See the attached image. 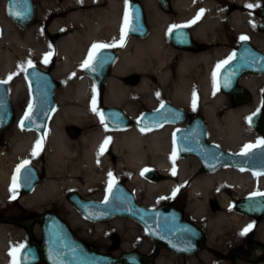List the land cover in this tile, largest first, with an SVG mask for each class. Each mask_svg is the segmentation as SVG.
Returning <instances> with one entry per match:
<instances>
[{
	"label": "bare ground",
	"instance_id": "bare-ground-1",
	"mask_svg": "<svg viewBox=\"0 0 264 264\" xmlns=\"http://www.w3.org/2000/svg\"><path fill=\"white\" fill-rule=\"evenodd\" d=\"M40 1L44 8V15L56 11V15L59 16L52 23L51 31L62 25L66 27L79 25L81 32L77 36L72 34L66 36L54 46L42 38L37 29L29 30L25 34L16 32L4 19L0 7V80L10 82L12 102L18 103L21 92V83L14 81L12 76L14 69L23 62H42L44 57L51 53L49 56L54 55L58 60L57 69L53 74L64 81L66 98H71L75 103L63 110L62 117L57 115L53 118V123L49 126L38 155H32L37 140H41L38 136L32 133L22 135L18 133L17 139L10 140V147L15 158L36 162L45 154L49 167L48 174L68 177L58 184L48 182L37 190L35 188L33 199L44 200L60 196L68 188L84 196L90 189L99 188L100 182L108 178L111 155L118 158L117 163L120 169L126 168L131 172V182L128 186L135 195H139L141 190L150 197L154 194L171 195L174 190H177L178 194L186 193L188 200L195 203L196 212L208 213L215 202L225 209L233 199L251 191L252 185L249 178L238 170L220 167L213 172L202 173L197 168L198 164L189 166L188 157L177 154L173 157L175 147L169 134L172 129L169 125L151 132L138 131L134 127L119 131L108 130L98 119V115L92 111L93 83L85 75L80 74V67L87 59L93 44L107 45L116 40H119L118 43L121 44L120 0H105L107 3L105 8L91 11L80 10L65 18L60 17V10L76 3L91 4L100 0ZM154 1L143 0L151 22L147 37L123 41L124 46L122 50H119L118 61L107 79L104 90V104L120 107L130 117L136 113L138 102H144L152 107L155 106L158 98L165 97L178 107H184L188 112L189 105L193 103V94L197 98V89L189 76L188 67L193 63L189 57H181L176 77L166 68L167 62L169 63L173 56L166 42V23L169 22V16L160 13ZM190 1L192 0H173L180 20L191 11L188 10ZM233 1L243 6L254 3V0ZM213 10L214 7H204L198 11L197 15L201 11L207 13ZM231 18V23L237 30L245 28L250 22L249 15L239 11ZM209 35L205 34V36ZM211 36L214 35L211 34ZM262 40L264 41V35ZM129 46L133 49L130 53L126 50ZM129 66L141 67L136 86L126 85L121 80L129 74L127 70ZM194 73L197 74L198 71L195 70ZM202 79L199 80L198 89L203 98L212 96L211 104L205 107L203 115L208 122L210 133L215 138V143L227 152H241L245 145L253 142L248 141L247 138L248 133H254L248 125V118L260 106L264 107V101H261L264 76H245L241 79L240 85L248 92L251 99L237 106H233L231 96L216 90L213 78L210 80L208 73ZM220 109L222 114L218 117L217 110ZM60 118L62 121L79 124L89 123L95 119L97 127L84 132L77 142H71L59 131ZM106 139L108 144L101 154L100 148ZM4 155L0 153V194L6 189L9 179L4 167ZM145 167H151L158 173L166 175L167 180H165L166 176L157 182L143 179L141 172ZM147 203L148 201L145 202ZM18 236L9 226L0 224V264H8L10 243L14 242ZM9 252L12 250L10 249Z\"/></svg>",
	"mask_w": 264,
	"mask_h": 264
},
{
	"label": "water",
	"instance_id": "water-1",
	"mask_svg": "<svg viewBox=\"0 0 264 264\" xmlns=\"http://www.w3.org/2000/svg\"><path fill=\"white\" fill-rule=\"evenodd\" d=\"M160 8L168 11V1L160 0ZM16 13V15H13ZM128 24L126 36L143 38L148 34L144 8L139 1H131L127 7ZM6 15L20 30H26L36 21V5L34 0H6ZM183 27L175 28L170 34L176 40ZM1 35V29H0ZM251 54L259 57V65H245L239 68L240 51L220 71L217 77L219 90L235 97V105L249 101V94L239 88L240 76L253 73H264V55L249 46ZM116 54L102 48L96 53L92 69L84 68L83 72L90 77L99 92L103 90ZM25 78L30 91L32 110L30 119L24 120L25 112L20 119V127L44 135L48 122L55 110V93L57 81L51 72L39 67H28ZM100 113L104 117V125L110 130L125 129L130 126V118L116 106L103 107ZM186 118V112L170 102H163L155 110H146L135 125L141 130H156L162 125H180ZM14 121V109L10 101L7 84L0 83V135ZM23 121V124L21 122ZM198 129H180L174 133L176 152L180 156L193 155L199 159L201 172H212L222 166L247 168L255 173L264 172V145L252 148L247 155L230 153L216 144L206 142V129L202 119H197ZM249 123L260 134L264 132V109L260 108L249 118ZM200 129V130H199ZM143 176L146 180L157 182L164 175L154 169H147ZM17 187L22 194H31L41 182L38 169L31 164L16 173ZM107 202L93 201L81 197L76 192L67 195V201L86 220L93 223H107L120 217L139 223L149 239L158 248H167L176 253L189 255L195 253L203 241L202 232L192 223L183 219L182 211L170 205L157 208H146L136 202L132 191L123 183L115 182L111 192H107ZM105 197V198H106ZM264 200L250 197L238 203V208L247 214L259 213ZM258 209V210H257ZM41 231V243H26L20 249L17 259L19 264H153L152 256L138 251H125L117 256L96 252L87 247L70 229L69 225L55 212H44L37 218Z\"/></svg>",
	"mask_w": 264,
	"mask_h": 264
},
{
	"label": "rangeland",
	"instance_id": "rangeland-1",
	"mask_svg": "<svg viewBox=\"0 0 264 264\" xmlns=\"http://www.w3.org/2000/svg\"><path fill=\"white\" fill-rule=\"evenodd\" d=\"M130 1H133V0H120V3H119V14L120 15L119 16L121 17V24H122V17L125 12L126 6ZM138 1H140L144 6L143 8L145 11V19L148 23L149 28H151V22L149 21V18H150L149 12L147 10L146 3L143 2V0H138ZM34 2L37 8V20L33 26H31L30 28L26 30L17 29L16 26L7 17L6 0H0L1 14L4 16V19H6L12 25L13 29L16 32L20 34H25L29 30L37 29L40 32V36L44 38L46 41L50 42L54 46H56L57 43L63 38H65L66 36H69L71 34L75 36L80 35L81 28L79 27V25H75L71 27H66L62 25L61 27L51 31L50 28H51L52 23L55 20H57L56 17L59 18L58 14L56 15L57 12L51 11L44 15L43 13L44 8L42 6L41 1L34 0ZM154 3H155V7L159 10L160 13L166 14L159 8L158 0H155ZM106 5L107 3H105V0H100L99 2H95L91 4L76 3V4H73L72 6H68L64 8L63 10H60L59 13H60V17L65 18L69 14L78 12L80 10L91 11V10H95L98 8L100 9L105 8ZM178 14L179 13L176 10L175 14H172V15L174 16V18H177ZM173 22L174 21H170L166 23L167 24L166 25V35H167L168 27ZM173 60H175V58L171 57V59L169 60V63L167 62L166 68L172 72L174 77H176L178 68L176 69L174 67V64L170 63V62H173ZM31 63L32 65L37 66L43 70L54 73L57 69L58 60L55 58L54 55H52V56H49L47 63H44L43 61L42 62H31ZM135 67L136 66H130L129 68L130 70L134 71V69L132 68H135ZM22 68L23 69L28 68V62L27 63L23 62L22 64H19L18 67L14 69L12 73L14 81L21 83V89H20L21 92H20L19 101L18 103L12 102V105L16 113V120L6 130V132L2 134L0 138V153L5 154L3 156V159L5 161L4 167H5V170H7L8 175H9L8 182L6 183V189H4L3 193L0 194V224L9 226L11 230H13L14 233L19 235L14 240V242L10 243V246H11L10 249L13 251V249L16 248L18 245H24L25 243H29V242H36L39 244L41 242L40 226L37 221H32V219L34 217H37L38 215H41L42 213L46 211H53L57 213L69 225L73 233L92 250L105 253L108 255H112V256H117L125 251H138L143 254L150 255L152 253V242L148 238L147 234L145 233L143 227L140 224L130 219H126V218H115L107 223H103V225L100 223H92V222L87 221L67 201L68 193L76 192L79 194L78 191L73 190L72 188H68L60 196H56V197H52V198H48L44 200L33 199L32 198L33 193L30 195H21L18 189L16 188L15 197L13 198V193L10 191V188L12 187V178L13 176H15L17 167L21 165L23 161L25 160L22 158H15L14 154L12 153L11 147H10V140L17 139L16 134L18 133L19 135L32 133L35 136H38V138L42 139V143H43L47 136V134L45 136H42L36 132L22 129L19 125V120L22 117L23 113L25 112L28 106V103L30 101V92H29L27 81L25 79V70H21ZM82 68L83 67L81 66L80 74L85 75L82 71ZM135 70H137L136 74L140 78L139 73H141L140 72L141 68L140 69L135 68ZM189 72H190L189 76L192 78L193 86L197 89V98L195 102V108H193V103L192 105H189L188 113L198 112L200 114H204L205 107L211 104L212 96L204 99L201 91L198 89V86L200 85L199 80L202 79V77H205L207 73L204 71L203 72L198 71V73L196 74L194 73V71H191V70ZM136 74H130V75L134 76ZM208 76L210 80L213 78V74L211 73L208 74ZM86 77L92 82V80L88 76ZM56 79L58 80L59 87L55 95L56 108L52 116V119L50 121V124L53 123V118L55 116L58 115L62 117L61 114L67 106L75 104L71 98L70 99L66 98L67 96L64 91V86H65L64 81L59 77H56ZM2 81H7V84L11 88V84L8 80H2ZM136 84L137 83H134L130 86H136ZM215 86H216V83H215ZM93 87H94V84H93ZM216 90L220 92L217 87H216ZM104 95H105L104 90H103V93L99 95L95 89V97H96L95 107L98 113H100V110L103 107L112 106V105L104 104L103 102ZM164 101H168L174 104L171 100L165 97L158 98V100H156L154 104L155 106H152V107L147 106V104L144 102H140V103L138 102V105L136 106V113L134 114V116H131L130 118L132 119V121H135L137 116H139L143 111L148 110V109H155ZM179 107L186 110L182 106H179ZM97 112L95 113L97 114ZM217 114H218V117H220L222 114V110L221 109L217 110ZM98 119L100 120L99 115H98ZM96 127H97V122L95 121V119H92L89 123L79 124V123H75L71 121H62V119L60 118V123H59L60 133H62L66 137V139L70 140L71 142H77L84 132L93 130ZM169 134L171 135V138L173 141L174 130L171 129ZM247 138H248V141H253L251 142V145H255L257 144V141L262 140L263 136L255 132L254 133L250 132L248 133ZM209 139L211 142L215 143V140H214L215 138L212 136V134ZM44 150L45 148L43 146V151ZM188 158H189L188 159L189 166L192 167L194 164L196 165L198 164L197 159L195 160V158H193L192 156H188ZM117 161H118V158L116 156L111 155L110 157L111 167L108 170V174L111 172L113 182L121 181V182H125V184L128 185V183L131 182V172L127 170L126 168L120 169L118 167ZM29 164L36 167L40 175L42 176V182L39 185H37L36 190L48 182H54L58 184L59 182L68 179L66 175L50 176L48 174L49 167H48V162H47V155L45 154L40 156V158L36 162L29 161ZM147 168L149 167H145L142 170L141 175L143 171ZM197 168L199 170V164L197 165ZM165 180H167V176L165 177ZM100 183L101 184L99 188L90 189L87 192V194L84 196L80 194L79 195L88 200L102 201L105 198L107 191H108L109 175L107 179L102 180ZM130 190L132 189L130 188ZM178 193L179 192H176V195L174 197L172 194L171 195L154 194L153 196L150 197L144 190H141L139 192V195H135V194L134 195L136 197V201L140 205L146 208H156L161 205L169 204L171 202H175L177 204L178 203L184 204V206L186 207L185 214H186V217H188L189 219L191 218L198 219L202 215H211L213 209L216 206L215 205L216 202L215 203L213 202L214 204L210 208L211 211L208 210V213L207 212H196L195 203L193 201L188 200L186 193H183V194H178ZM162 197L163 199H161ZM235 200L236 199H233L232 201H235ZM146 201H148L147 204H145ZM68 206H70L71 208H69ZM219 208L223 210V207L220 206ZM10 219L19 222V225L10 223L9 222ZM98 226L100 227L98 228ZM9 250H8L7 263L13 264V255H14L16 258L17 264H19L17 260V254L19 251L14 252L13 255H9L10 253Z\"/></svg>",
	"mask_w": 264,
	"mask_h": 264
},
{
	"label": "flooded vegetation",
	"instance_id": "flooded-vegetation-1",
	"mask_svg": "<svg viewBox=\"0 0 264 264\" xmlns=\"http://www.w3.org/2000/svg\"><path fill=\"white\" fill-rule=\"evenodd\" d=\"M167 1L169 9L165 13L169 16V22H174L167 29L166 42L173 52L172 57L175 58L170 63L174 64L176 69L179 68L181 57L186 56L193 62L188 67L191 71H204L208 74L216 72L218 74L226 64L219 70H217L216 66L230 56L234 59L237 51L241 53L238 63L239 68H243L249 63H251L250 65L261 64L262 60L251 54L249 46L264 55V41L262 40L264 35V0H254V3L246 6L235 3L233 0H192L189 2L188 9L191 11L182 20H180L179 14L177 18L172 15L176 11L173 0ZM248 5H252V7L250 8ZM208 6L214 7V10L212 12H204L199 19H196L198 11ZM237 11L242 14L246 13L250 17L249 24L239 30L231 23V17ZM194 20L195 23H192ZM173 25L187 26L183 27L177 39L172 41L170 34L175 28L171 32L169 29ZM205 34L210 35L205 36ZM211 34L214 36L212 37ZM241 36L247 37V39L241 40ZM129 39L140 40L144 38L127 37L125 41ZM118 41L110 43L115 46L106 48L116 54L115 61L118 60L119 50L124 46V44L121 46ZM130 49L133 50L130 46L126 48L128 53L131 52ZM113 65L111 66V71L114 68ZM129 67L127 69L129 74L122 79V82L126 83V85H132L139 81L135 68L140 69L141 67L132 68L134 71L130 70ZM130 74L136 75L131 76ZM245 76H264V74L248 73L241 76L237 81L239 88L243 89L240 81ZM8 87L9 91H11L10 86ZM231 99L234 104L235 97L231 96ZM261 101H264V89ZM139 117L140 115L137 116L136 120ZM197 119H202L204 122L206 141L214 143L209 139L211 133L205 116L198 112H187L186 118L180 126L170 125V127L174 131L178 129H198L199 125L197 122L195 123ZM248 125L253 132L262 135V140H264V132L260 134L252 127L249 121ZM192 157L197 159L195 156ZM225 168L238 170L242 175L247 176L252 185L251 191L235 201L229 202L223 210L219 208L220 206L216 202L211 215H202L198 219L186 217L184 204L175 202L167 204L182 211L183 219L194 224L202 232L203 241L200 248L189 255L179 254L167 248H158L156 243L151 241L152 253L150 256H152L153 264H264V206L262 208L259 206V213L254 214H247L238 208L240 201L250 197H258L264 200V172L255 173L247 168L231 166H225ZM9 222L19 225V222L12 219ZM249 225H251V228L242 235L241 233Z\"/></svg>",
	"mask_w": 264,
	"mask_h": 264
},
{
	"label": "snow or ice",
	"instance_id": "snow-or-ice-1",
	"mask_svg": "<svg viewBox=\"0 0 264 264\" xmlns=\"http://www.w3.org/2000/svg\"><path fill=\"white\" fill-rule=\"evenodd\" d=\"M248 7L251 8L252 5H248ZM201 14H202V11H201V13H199L197 15L196 19H199V17H200ZM13 15H16V13H13ZM128 21H129V18H128V13H127V10H126L125 11V15H124V24H125V26H127ZM192 23H195V20L192 21ZM186 26L187 25H173V26H171V28L169 29V31L171 32L173 28L186 27ZM124 36H125V27H122L121 28V46L123 45ZM240 39L241 40H246L247 37L241 36ZM113 46H115V45L114 44H107V45L106 44H93L92 45V49L88 53L87 59L82 64V67L88 68V69H92V62H93V60L96 57L97 51L99 49H102V48H108V47H113ZM49 55H51V53H49L48 55H46L44 57V60H43L44 63H47L48 62ZM232 58L233 57L230 56V57H228L227 60L222 61L220 64H218L216 66L217 70H219L224 64H228L232 60ZM28 67H34V65H32L31 61H28ZM21 70H26V69H23L22 68ZM9 79H11V77H9ZM215 81H216V72H213L214 87H215ZM0 83H7V81H0ZM93 93H94V95H93V101H92V104H93L92 111L93 112H97V109L95 107V104H96L95 89H93ZM195 102H196V97H195V94H193V108H195ZM31 110H32V106H31V104H29L28 111H26L25 112V115H24V120L30 119ZM97 114L100 116L101 123L103 124L104 123L103 114L98 113V112H97ZM21 124H23V121L21 122ZM107 144H108V139H106L104 141V144L101 145V148H100V153L101 154L105 150V146ZM41 145H42V139L41 140H37L36 145H35V147L33 149V152H32V155L33 156L38 155L39 150L41 149ZM260 145H264V140L257 141V144L256 145H251V144L245 145L244 150H242V152L240 154L241 155H247L248 151H250L252 148L258 147ZM175 155H176V152H175V148H174V150H173V157H175ZM28 163H29V161H27V160L23 161V163L17 167L16 172L17 173H20L21 169L24 168V167H26ZM145 171H147V169ZM173 174H175V169H173ZM108 175H109L108 191L111 192L112 187H113V180H112V174H111V172ZM142 175H143V173H142ZM254 175H255V173H254ZM16 188H17V177L16 176H13V178H12V187L10 188V191L13 193V198L15 197ZM176 191L177 190H174L173 191V193H172L173 197L176 195ZM161 199H163V197ZM105 202H107V197L105 198ZM250 228H251V225H249L248 228H246L244 230V232H242L241 234L243 235ZM21 248H23V245H18L16 248L13 249L12 252L9 253V255H13L14 252L19 251ZM13 264H17L16 258H15L14 255H13Z\"/></svg>",
	"mask_w": 264,
	"mask_h": 264
}]
</instances>
